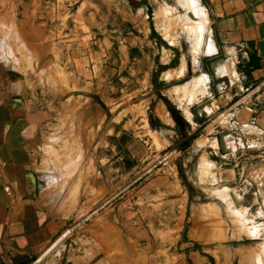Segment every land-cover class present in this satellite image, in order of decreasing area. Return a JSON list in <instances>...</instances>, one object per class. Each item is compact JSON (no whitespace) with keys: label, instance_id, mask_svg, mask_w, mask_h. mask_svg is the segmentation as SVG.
Segmentation results:
<instances>
[{"label":"rangeland","instance_id":"rangeland-1","mask_svg":"<svg viewBox=\"0 0 264 264\" xmlns=\"http://www.w3.org/2000/svg\"><path fill=\"white\" fill-rule=\"evenodd\" d=\"M189 1L0 0V93L28 90L30 70L41 67L22 30L30 24L59 25V35L86 47L99 40L97 90L68 91L77 107L50 130L40 168L67 175L46 187L43 206L72 234L88 215H116L131 264H264V131L230 120L232 102L214 100L220 81L207 69L224 57L202 56L210 23L200 1ZM196 12L201 48L189 21ZM201 71L210 75L207 92L186 104L175 88L201 86ZM203 158L212 163L200 173Z\"/></svg>","mask_w":264,"mask_h":264},{"label":"crops","instance_id":"crops-1","mask_svg":"<svg viewBox=\"0 0 264 264\" xmlns=\"http://www.w3.org/2000/svg\"><path fill=\"white\" fill-rule=\"evenodd\" d=\"M199 1L211 25L214 47L209 55L202 56L221 55L225 61L213 71L207 69L220 81L214 100L222 105L232 102L225 110L230 120L234 116L235 121L251 122L264 131V0ZM32 24L30 30H22L30 39L32 58L38 55L41 67L34 73L30 70L28 90L22 87L13 98L10 91L0 93V264H30L65 231L64 221L43 203L50 184L67 174L40 168L41 157L52 138L50 130L61 122L68 108L77 107L68 105L72 96L68 91L81 86L97 90L98 69L103 68L97 61L99 40L91 39L86 47L83 41H75L72 33L59 35V25ZM204 48H208L207 42ZM109 58L113 63L116 60ZM14 62L10 57L5 66L10 68ZM137 63L131 70L135 74L143 71L142 61ZM56 73L64 75L66 85L55 82ZM204 73L201 86L190 80L175 88L185 95L186 104L207 92L210 75ZM181 75L178 70L177 77ZM210 162L203 158L199 172H206ZM97 184L95 173L91 192ZM116 219V215L86 216L76 224L75 233L67 235L40 264H131L129 245L125 243L128 234L116 226ZM118 220L123 222L124 217Z\"/></svg>","mask_w":264,"mask_h":264},{"label":"bare ground","instance_id":"bare-ground-1","mask_svg":"<svg viewBox=\"0 0 264 264\" xmlns=\"http://www.w3.org/2000/svg\"><path fill=\"white\" fill-rule=\"evenodd\" d=\"M189 1V0H188ZM191 1V0H190ZM190 1H189V4H192V2L190 3ZM194 1H197V0H194ZM193 1V2H194ZM199 1V0H198ZM198 1H197V3H195V7H196V5L198 6L199 4H198ZM193 5V4H192ZM182 7V6H181ZM189 7V9H190V6H188ZM192 7H194V5L192 6ZM197 9V8H196ZM203 9V8H202ZM202 9H201V11H202ZM193 10V9H192ZM195 11H198V10H195ZM199 12V13H202V12ZM188 13H189V11H188ZM197 13L198 12H196V14L195 13H191V14H189V17H190V19H189V21H191V22H195V23H193V28L192 29H194L193 31L194 32H196L195 34H197V38H198V42L200 43V48H201V44H202V41H203V37H204V26L202 25V24H200V22H199V24H196V22H198L197 20H198V17H197ZM202 15V14H201ZM187 16V15H186ZM200 16V15H199ZM185 17V16H184ZM188 17V18H189ZM199 18H201V17H199ZM187 23H189L188 21H187ZM190 26V25H189ZM191 29V30H192ZM190 30V29H189ZM193 33V32H192ZM194 34V33H193ZM201 41V42H200ZM205 43V42H204ZM207 43H208V48L206 49L207 50V52H211V51H213L214 50V47H213V39L212 38H208L207 39ZM210 47H212V48H210ZM201 50V49H200ZM184 66V65H183ZM180 71H181V69H180ZM179 71V72H180ZM205 80H206V78H205ZM202 81H204V80H202ZM70 231V230H69Z\"/></svg>","mask_w":264,"mask_h":264},{"label":"water","instance_id":"water-1","mask_svg":"<svg viewBox=\"0 0 264 264\" xmlns=\"http://www.w3.org/2000/svg\"><path fill=\"white\" fill-rule=\"evenodd\" d=\"M186 68L190 72V63H186ZM70 233L69 229L62 232L34 261L30 264H40L59 244L65 239V237Z\"/></svg>","mask_w":264,"mask_h":264}]
</instances>
